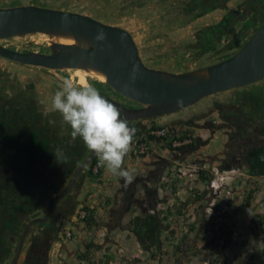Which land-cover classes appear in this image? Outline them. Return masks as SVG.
<instances>
[{"label":"flooded vegetation","instance_id":"obj_1","mask_svg":"<svg viewBox=\"0 0 264 264\" xmlns=\"http://www.w3.org/2000/svg\"><path fill=\"white\" fill-rule=\"evenodd\" d=\"M251 1L248 9L232 6L237 10L225 15L224 0H127L128 11L155 12L154 16L142 14L146 28L143 25L127 31L143 63L153 55L165 58L184 52L189 63L184 71L197 69L198 63L200 68L230 56L264 22V0ZM231 16L242 19L233 23ZM176 30L181 33L175 34ZM37 34L41 37L30 39L36 48L47 45V36ZM145 36L147 45L153 40L154 45L158 43L154 51L138 45ZM181 39L186 42L180 47ZM6 47L51 53L49 49ZM38 70L45 71L47 83L53 76L62 80L52 69ZM20 76L0 67V264H64L61 255L65 253L67 258V241H73V232L69 239L65 237L66 225L79 223L78 209L96 156L80 138L72 141L70 127L52 102H45L44 89ZM67 79L79 87L88 83L79 82L77 76L68 75ZM91 84L103 97L135 106L108 85ZM47 86L53 90L51 94L60 90L54 83ZM170 117L173 118L167 119L165 125L197 127L196 120L203 117V127L210 131L221 128L228 142L220 159L226 163L237 160L240 166L254 147L264 145V79L243 87L237 94L220 99L215 94L208 96ZM217 119L222 120L221 124ZM36 219L44 221L35 222Z\"/></svg>","mask_w":264,"mask_h":264},{"label":"water","instance_id":"obj_2","mask_svg":"<svg viewBox=\"0 0 264 264\" xmlns=\"http://www.w3.org/2000/svg\"><path fill=\"white\" fill-rule=\"evenodd\" d=\"M252 4L251 0H224L222 10L226 15L237 10L233 7L248 9ZM241 19L234 18L233 23ZM36 32L72 37L74 42H51L48 45L51 53L20 52L0 43V57L43 69L81 68L102 73L106 85L135 104L125 106L105 97L129 123L141 124L143 120L175 114L208 96L264 79V22L230 56L175 73L146 66L131 34L120 26L60 8L33 4L0 7V40ZM100 33L103 40L96 39ZM38 221L44 219L35 222Z\"/></svg>","mask_w":264,"mask_h":264},{"label":"crops","instance_id":"obj_3","mask_svg":"<svg viewBox=\"0 0 264 264\" xmlns=\"http://www.w3.org/2000/svg\"><path fill=\"white\" fill-rule=\"evenodd\" d=\"M135 20L136 18L134 19L130 16L119 15L118 21H121V23L116 21V23L111 24L120 26L129 31H131L132 28H138L146 24L144 19L141 21V23L143 22L142 24L134 23ZM213 96L214 95H211V97ZM171 115H167L165 119L173 118L170 117ZM213 116H216L214 112H212V117ZM202 119L203 117H199V119L196 120L197 127H186L188 131L190 133H194V131H198L199 133L201 131L208 132V128L202 126ZM153 122L164 125L167 123L163 122L161 118L154 119ZM218 122L220 123L219 120ZM225 144L226 141L223 142V147L218 153L223 152ZM191 146L193 145L183 147L177 153H170L166 149H160L157 155H152L143 159H134L133 161L130 160L129 157H125L122 167L132 170L134 180L131 184H125L121 178L112 175L105 167H102L99 179H101L105 188L109 185L106 198L110 196L112 204V209L107 214L104 212L102 213L99 207L94 208V210L96 209L94 211V217L97 220V215L98 219L100 218L99 220L104 222V225L100 226V228L102 227L106 233L105 241L102 242V245H100V248L97 250V253L100 254L99 258L102 259L98 258L94 261L93 258H90L93 251L85 246L90 238V227L88 228L81 222L75 225L73 224V228L75 229L74 240L70 243V246L68 243V249L66 251L68 261H65V263L104 264L103 262L106 259V255H109L111 258L107 259L106 264H189L188 259H190L192 253L189 251H194L195 246H201L202 242H198L194 239L192 249L186 254L184 250L180 251L184 243L183 238L185 235L187 236L186 238L194 235V231L192 232L190 228L191 225H195V221L196 224L199 222L202 227L206 226L207 223L204 222V219H207L208 215L204 212V208L209 200L207 194L204 198H198L201 193L200 191L205 192L203 190L204 184L198 182L195 185H191L187 177H179L176 173L175 175L172 173V167L175 166L177 162L176 159L181 157L182 153H184L183 155H185L186 161H189V155L191 153L188 149ZM200 150L199 152H201ZM203 154H208V156L214 155L209 149L207 152L203 151ZM218 158H221V156H218ZM140 165H142V167H140ZM137 168L141 169L137 170ZM154 171H156V176L152 178V181L157 180L158 177H162V180H164L162 183L165 184V187L163 186L162 196L158 193L159 190H155L156 188H151V191L147 190L151 186L149 184L151 179L148 177ZM262 179L263 178L260 177H254L253 179L247 180V176L236 177L231 183V186L233 188L235 187L234 193L227 199L225 197L218 198L216 201V213H218L219 217L225 215L227 220L230 222L232 221L235 224L233 231L236 232L237 237L247 239L250 244L257 243L254 222L257 221L258 216L261 215V211L264 210V201L260 200L264 192V182H262ZM90 185L91 184L87 186ZM255 186L257 189V193L254 197L255 203L245 209L242 198L238 196V191L245 189L247 190V194L249 190L251 188L253 189ZM171 190L174 191V193H172ZM159 195L161 197H159ZM154 198L155 202L149 207H145L144 204L146 200H154ZM136 199L139 200V205L136 204ZM180 200L186 203V205L183 203V207L185 206L183 214L174 212L175 209L171 212L165 211L168 207H174V205L180 208ZM122 202L126 204L125 208L120 206ZM158 209L161 210L160 215L166 218H164V223L169 222V230L173 231V234H170V232L168 234V229H164L160 235L159 246L157 248L154 247L150 250H145L141 248L136 236L130 230L129 221L134 215L146 212L147 210L149 212H153V210L157 212ZM96 211L97 213H95ZM189 242L188 240V244ZM84 252L86 256L84 255L81 259H77V256ZM117 252L119 255H117ZM179 255L181 258L178 257Z\"/></svg>","mask_w":264,"mask_h":264},{"label":"rangeland","instance_id":"obj_4","mask_svg":"<svg viewBox=\"0 0 264 264\" xmlns=\"http://www.w3.org/2000/svg\"><path fill=\"white\" fill-rule=\"evenodd\" d=\"M126 2H127V0H0V7H10V6H16V5H21V4H33V5L42 6V7L60 8L63 10H72V11L85 13V14L90 15L92 18H95L99 21H102V22H105L108 24L116 23V21L118 23H121V21H118L119 15L130 16L134 19L136 18V20L134 22L136 24H142L143 23V22L141 23V21L143 20L142 14L151 15V16L155 15V12H152V11L149 13H146L145 11L141 12V10L140 11L136 10L137 12H134V10H131V9H129L131 11H128L127 6H126ZM145 28H146V25H145ZM180 30H176L175 34H177V33L180 34L182 31V30L181 31ZM170 36H172V35L170 34L169 37ZM37 37H41V35H38L37 33H29V34H26V35L21 36V37H11V38H7V39H2V40H0V43L2 45L11 46V47L12 46H14V47H28V48H31L33 50H36V49L37 50H46V49H48V45H43V46H40L39 48H36L37 46L30 39L37 38ZM147 40H148V38L146 36L142 37L140 40L141 44L138 42V45L139 46L142 45L143 47H147V48L149 47L152 51H154L156 46L158 45V43H155V45H154L155 41L154 40L152 41V38H150L149 41L150 42L152 41V44L148 43L149 45H147L146 44ZM185 42H186L185 39H181L180 42H178V46H180V47H181V45L184 46ZM143 51H145L144 48H143ZM152 58L153 59H145L144 64H146L149 61L151 64L148 65L149 64L148 63V64H146V66L148 65L151 68L163 69L165 71L173 72V73L183 72L184 66L189 65L187 57L185 56L184 52L177 53L174 55H169L165 58L153 55ZM143 60L144 59H142V61ZM146 60H147V62H146ZM199 65H201V63H198L197 68ZM0 67H4V68L9 69L13 72H18L19 76L21 75L20 76L21 80L27 79L26 81L33 83L35 85V87L44 89L43 95H45V102L46 101L52 102V95H55V93H56V92H54L51 94V92L53 90L50 89L47 86V84L50 85L51 83L52 84L54 83V85L58 86V88L60 89V87H59V86H61L60 83H62L63 80L67 79L68 75H71L72 77L77 76L79 82H82V83H85L86 81H88V83H95L98 86L100 84H105V83L99 82L98 80H94V78H91L88 74H86L80 68H75V69L66 68V69H60V70L52 69V71L55 72L57 76L61 77L62 80L58 77L53 76V77H50L53 79L52 80L50 79L49 82L47 83V81H48L47 74L43 73L45 71H43L41 73V70H38V67L23 65V64H20L17 62H11L9 60L2 59L1 57H0ZM44 70H46V69H44ZM64 73H66V74H64ZM26 75H27V77H26ZM74 85L76 86L77 84H74ZM77 87H79V86H77ZM241 89L242 88L227 90L224 92L217 93L215 95L217 96L218 99H220L221 97L226 96V94L227 95L228 94H237ZM165 118H166V116L161 117L163 122H166L167 119H165ZM217 120H220V119H217ZM220 124H218V125H220ZM207 130H208V132L201 131L200 133L198 131H194L195 139L197 137V140L193 144V146H191L188 149V151H190V153H191L189 155V157H190L189 162L197 164L198 167H200V166L208 167L209 165L213 164V165H216L217 167H219L220 169L237 166L238 165L237 160L230 162V163H226V162H223L220 158H218V156H221V154H223V153H218V151L221 150V148L223 147V142L224 141H226V143L228 142V137L225 136L224 131L215 130L213 132V131H210L209 129H207ZM164 149H166V148H164ZM202 149L204 152H207L209 149L212 152V154H214V155L208 156V154H203ZM199 150L201 152H199ZM183 154L184 153H182L181 157H178L176 159L177 162L183 163L184 161H186V158L184 157L185 155H183ZM237 156H238V154H236V157ZM238 157L241 158L240 156H238ZM233 158H235V156H233ZM130 160L133 161L134 159L130 158ZM140 167H142V165H140ZM138 169H141V168H137V170ZM172 170H173V172H172L173 175H175V166L172 167ZM244 174H246V173L244 172ZM155 176H156V171H154L151 175H149L148 178L151 179L149 184L151 186H150V188L147 187L148 188L147 190L151 191V188L154 189L156 187H160L161 190L158 193L162 196L163 188H164L163 186H165V185H163L162 181H164V180H162V177H160V178L158 177L157 180L152 181V178H154ZM262 182H264V179H262ZM194 183L195 184L197 183L196 179H195ZM87 184L88 185L91 184V185L86 187V191L83 195L82 206H84L87 203L88 205H91L93 208L99 207V210L102 213L104 212L105 214H107L108 212H110L112 209V204L110 201L111 198H110V196L108 198H106V195L108 192L107 188L109 187V185H108V187L105 188L103 186V182L101 181V179L92 178V177L88 181ZM160 195H159V197H161ZM260 200L264 201V192L262 193ZM154 202H155V198H154V200L148 199V200H146L144 205H145V207H149ZM136 204L139 205L138 199H136ZM82 206L78 209V213L80 210H82L81 209ZM120 206L122 208H125L126 204L122 202V204H120ZM78 213H77V218L79 219ZM95 213H97V211ZM96 217H97V222H96V224L92 225V227L89 228L91 230V231H89L90 238L86 243V244L91 243V245H92L90 247V249L93 252H92V255L90 256V258H93L94 261H96L100 257L99 256L100 254L97 253L98 249L95 247V245H98V244L102 245V242L105 241V237H106V236H104L103 239L97 238V234L100 232V230H103L102 227L100 228V226H103L104 222L100 221L99 220L100 218L98 219L97 215H96ZM78 221H79V223L83 222L81 219H79ZM66 227H67L66 230L70 231L71 233L73 232L72 235H73V240H74L75 229L71 225H66ZM195 238H196L195 235H191V237L186 238V239L183 238L184 243L182 244L180 251L184 250L186 252V254H188L189 248H191V246H193V241ZM188 240L190 241L189 244H188ZM239 240H242V239L239 238ZM72 242L73 241H70V239L67 241V243H69V246H70V243H72ZM198 242H200V241H198ZM86 244H85V246H86ZM77 245H80V244H77ZM80 246H82V245H80ZM256 246L257 245H255V247ZM209 249L206 248V249L200 250L197 246H195L194 251H196V252L189 251V252L195 253V255L192 256V259L190 261L188 260L189 264H206V262H204V260H203V257L206 254L208 255L210 253ZM78 251H79V249H78ZM253 251L254 252L256 251L255 253H257L256 255H258L257 256L258 260L261 259V257H262V253H261L262 252V246L258 245V247H256ZM64 254L65 253H63L61 255L63 257V258L62 257L61 258L65 261H68V258H65ZM246 254H247V252L243 249V254L241 255V257H243L245 259L247 257ZM80 255L77 256V259ZM117 255H119L118 252H117ZM180 255L178 257L181 258ZM219 256H220L219 259L221 260L220 264H232V263L237 262V259L235 257L233 258V256L228 257L226 255H223L222 253H220ZM74 259H76V258H74ZM99 259H102V258H99ZM256 263H257V261H256ZM55 264H57V263H55ZM64 264H66V263L64 262ZM244 264H248V263H244Z\"/></svg>","mask_w":264,"mask_h":264},{"label":"trees","instance_id":"obj_5","mask_svg":"<svg viewBox=\"0 0 264 264\" xmlns=\"http://www.w3.org/2000/svg\"><path fill=\"white\" fill-rule=\"evenodd\" d=\"M153 124L158 125L155 122H153ZM96 159V157L93 159L92 165L90 167V175L92 178H99L102 172L101 170L97 175L92 174L91 169ZM240 166L244 169L243 171L246 173L247 180L253 179L254 177H260L264 179V145L254 147L244 163H241ZM210 175L211 174L208 170H200L197 177V183L199 182L205 184L210 179ZM232 189L234 193L235 187ZM171 192L174 193V191L172 190ZM200 192L201 193L198 198H204L206 192ZM246 192L247 190L245 189H241L240 191H238V196L242 198L245 209L255 203L254 197L257 193L256 186L253 189L251 188L247 194ZM183 203L184 201L180 200V208H177V206L174 205V207H168L165 211L171 212L173 209H175L174 212L183 214V210L185 209V206L183 207ZM184 204L186 205V203ZM216 204L217 202H215L214 207H212V213L208 215L207 219H204V222L207 223H205V227H202L199 222H197L196 224L195 221V225H191L190 228L192 232L194 231V235L196 236L195 239L202 242L201 246H199L198 248L200 250L210 248V253L208 255L206 254L203 257L204 262H206V264H220L221 260L219 259V254L222 253L223 255H226L228 257L233 256V258L235 257L237 259V262L232 264H264V210L261 211V215H259L257 221L254 222L257 243L250 244L248 243L249 241L247 239L239 240V238L242 237H237L236 232L233 231L235 224L232 221L230 222L229 220H227L225 218V215L219 217L218 213H216ZM81 209L86 211L85 218L82 219L85 226L89 228L92 227V225L96 224L97 220L94 217V208L86 203L84 206H82ZM160 213V209H158L157 212L154 210L153 212H149L147 210L146 212L134 215L129 221L130 230L136 236L141 248L145 250H150L151 248H157L159 246L160 235L164 229H168V234L169 232L170 234H173V231L169 230V222L164 223V220L166 218L165 216H161ZM186 237L187 236L185 235L184 238ZM258 244L262 246V257L259 260L257 258L258 255H256L257 253H255L256 251H253L257 247H255V245ZM86 246V248H90L92 245L90 243L86 244ZM95 247L99 249L100 245H95ZM190 249H192V246L191 248H189V250ZM243 249L247 252V257L245 259L241 257V255L243 254ZM85 252L82 253L81 256L78 257V259L84 257V255L86 256ZM194 252L191 253L190 259H188L189 261L192 259V256L195 255ZM110 257L111 256L106 255V259L103 263L106 264L107 259Z\"/></svg>","mask_w":264,"mask_h":264},{"label":"clouds","instance_id":"obj_6","mask_svg":"<svg viewBox=\"0 0 264 264\" xmlns=\"http://www.w3.org/2000/svg\"><path fill=\"white\" fill-rule=\"evenodd\" d=\"M96 39L103 40L104 35L100 33ZM52 107L70 127L72 141L80 138L95 154L99 166L121 178L125 184L133 182L132 170L122 165L131 151L136 129L129 127V121L119 108L91 83L77 87L71 79L63 80L60 90L52 97Z\"/></svg>","mask_w":264,"mask_h":264},{"label":"built area","instance_id":"obj_7","mask_svg":"<svg viewBox=\"0 0 264 264\" xmlns=\"http://www.w3.org/2000/svg\"><path fill=\"white\" fill-rule=\"evenodd\" d=\"M129 127L136 129V134L132 144L131 151L126 157L131 159H143L152 155H157L159 150L166 148L170 153L179 152L183 147L193 145L197 139L195 134L190 133L187 128L178 127L175 125H154L152 120H143L141 124L129 123ZM102 166H99L98 160L92 166V174L97 175L101 171ZM200 170H208L211 174L210 179L203 185V190L209 197L205 206V213L210 215L212 207L218 198H229L233 194L232 181L236 177L246 176L240 166L220 169L216 165L208 167H198L195 163L184 161L183 163L176 162L175 173L179 177H187L191 185H195L194 181L198 177ZM163 182V181H162ZM156 191H160V187H156ZM86 211L80 210L78 213L79 219H84ZM65 237L70 238L71 232L66 230ZM106 235L105 230H100L97 234L98 239H103Z\"/></svg>","mask_w":264,"mask_h":264},{"label":"bare ground","instance_id":"obj_8","mask_svg":"<svg viewBox=\"0 0 264 264\" xmlns=\"http://www.w3.org/2000/svg\"><path fill=\"white\" fill-rule=\"evenodd\" d=\"M36 33H42V32H36ZM42 34H45L47 36L45 38V42L47 43V45H49L51 42H56V43H73L74 42L72 37L60 36V35H49L46 33H42ZM85 70H87L90 75L94 76L95 78L105 83L106 78H105V75H103L102 73L95 71V70H91V69H85Z\"/></svg>","mask_w":264,"mask_h":264}]
</instances>
